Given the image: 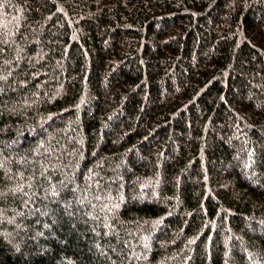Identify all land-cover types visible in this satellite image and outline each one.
Returning a JSON list of instances; mask_svg holds the SVG:
<instances>
[{"label":"trees","instance_id":"16d2710c","mask_svg":"<svg viewBox=\"0 0 264 264\" xmlns=\"http://www.w3.org/2000/svg\"><path fill=\"white\" fill-rule=\"evenodd\" d=\"M0 264H264V0H0Z\"/></svg>","mask_w":264,"mask_h":264}]
</instances>
